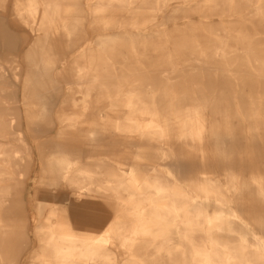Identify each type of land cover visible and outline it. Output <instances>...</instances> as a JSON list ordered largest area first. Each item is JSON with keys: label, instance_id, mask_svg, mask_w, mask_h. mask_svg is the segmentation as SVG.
Here are the masks:
<instances>
[{"label": "bare ground", "instance_id": "obj_1", "mask_svg": "<svg viewBox=\"0 0 264 264\" xmlns=\"http://www.w3.org/2000/svg\"><path fill=\"white\" fill-rule=\"evenodd\" d=\"M0 264H264V0H0Z\"/></svg>", "mask_w": 264, "mask_h": 264}, {"label": "rangeland", "instance_id": "obj_2", "mask_svg": "<svg viewBox=\"0 0 264 264\" xmlns=\"http://www.w3.org/2000/svg\"><path fill=\"white\" fill-rule=\"evenodd\" d=\"M18 32H26V33H28L24 28H18V30H17Z\"/></svg>", "mask_w": 264, "mask_h": 264}]
</instances>
